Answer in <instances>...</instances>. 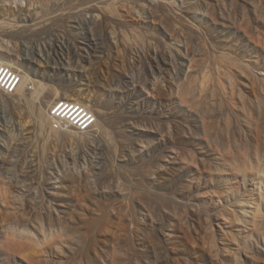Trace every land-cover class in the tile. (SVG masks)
Returning a JSON list of instances; mask_svg holds the SVG:
<instances>
[{
	"label": "rangeland",
	"instance_id": "374dc122",
	"mask_svg": "<svg viewBox=\"0 0 264 264\" xmlns=\"http://www.w3.org/2000/svg\"><path fill=\"white\" fill-rule=\"evenodd\" d=\"M0 65V264H264V0H0Z\"/></svg>",
	"mask_w": 264,
	"mask_h": 264
},
{
	"label": "bare ground",
	"instance_id": "6f19581e",
	"mask_svg": "<svg viewBox=\"0 0 264 264\" xmlns=\"http://www.w3.org/2000/svg\"><path fill=\"white\" fill-rule=\"evenodd\" d=\"M17 78V77H16ZM19 81H20V79H19ZM19 81H18V84H19ZM18 84L16 85V87H15V90L17 89V87H18ZM1 87V86H0ZM74 105V104H73ZM75 106V105H74ZM70 108V106H68L64 111H62V113H60L59 114V111H61L62 110V107L56 112V114L58 113L59 114V119H61L62 118V116H63V114L66 112V111H68V109ZM80 108V107H79ZM78 108V110L74 113V114H76L78 111H80L81 110V108L79 109ZM73 109H75V107L73 108L72 107V109L71 110H69L68 111V113H67V116H68V114H70L71 112H73ZM85 113V110H83L82 111V113H80V115L78 116V117H81L83 114ZM88 115H89V113H86V115L81 119V120H84L86 117H88ZM56 116V115H55ZM66 116V115H65ZM66 119V118H65ZM62 120V119H61ZM67 120V119H66ZM80 120V121H81ZM89 121V119L88 120H86V122H88ZM86 122L85 123H83L82 124V126H84V124H86ZM78 125V124H77ZM89 126V125H88ZM87 126V127H88ZM86 127V128H87ZM80 129H82V128H80ZM147 193V192H146ZM147 195V194H146ZM153 198V197H152ZM156 198V197H155ZM148 200V202H149V200H152L151 199V197L150 196H145V200ZM154 199V198H153ZM146 200V201H147ZM156 202V201H155ZM99 223V222H98ZM97 223V228L96 227H93L94 229H93V231H94V233L96 234V235H98V233H100V228H101V225H100V223L98 224ZM88 226H90V225H88ZM94 226V225H93ZM92 230V229H91ZM90 231V230H89ZM89 231H88V235H89ZM99 231V232H98ZM94 233H92V234H94ZM85 234V233H84ZM83 234V235H84ZM88 235H86L87 236V238L88 237H90V236H88ZM85 236V237H86ZM92 236V235H91ZM94 236V235H93ZM92 236V237H93ZM91 237V239H89L88 238V241L90 240V242H88V241H86V239H84L86 242H88V243H86V245H85V243H83L84 244V246L83 247H86V246H89V247H86V248H90L92 245H93V242H92V238ZM84 241V242H85ZM91 242H92V244H91ZM18 245H25V246H21V248H20V250L22 251V253H23V255L24 256H26L27 257V259H29V260H31L32 259V257H33V255H32V253H31V248L30 247H28V245H26V244H18ZM85 249V248H84ZM12 255V254H11ZM35 258H37V257H34L33 259H32V262H36L37 264H40V261L37 259L36 261H34L35 260Z\"/></svg>",
	"mask_w": 264,
	"mask_h": 264
},
{
	"label": "built area",
	"instance_id": "2783aa9c",
	"mask_svg": "<svg viewBox=\"0 0 264 264\" xmlns=\"http://www.w3.org/2000/svg\"><path fill=\"white\" fill-rule=\"evenodd\" d=\"M18 81H19V78H16V76L13 75V73L9 72L7 69L3 68L0 65V86L1 87H3L5 90H8V91H14L16 85L18 84ZM62 109H63V107H62ZM69 109H68V111H69ZM85 115L83 114L81 117L83 118ZM86 118L82 121L86 122V120H87Z\"/></svg>",
	"mask_w": 264,
	"mask_h": 264
}]
</instances>
